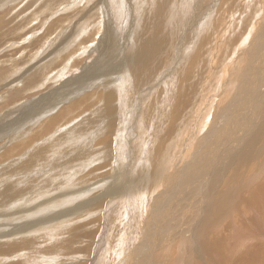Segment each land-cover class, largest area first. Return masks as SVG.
Segmentation results:
<instances>
[{"label":"rangeland","instance_id":"374dc122","mask_svg":"<svg viewBox=\"0 0 264 264\" xmlns=\"http://www.w3.org/2000/svg\"><path fill=\"white\" fill-rule=\"evenodd\" d=\"M214 1H216V3H214ZM181 2H183V0H151V2L148 0H0V204L2 205H0V239L2 241L0 242V254L3 253L0 255V264H17V261L18 264H27L28 261L26 257L22 256L29 255H34V258H38V261H41L37 262V264H143V262L144 264H181L184 260H196L193 259V256L196 257L197 245L200 243L199 238L203 232L205 233L207 231L206 233H210L211 237L212 232L217 231L216 233H218V228H223L224 224L228 222H234L231 228L232 231L230 232L231 235L229 234L228 239L231 242H234V240L235 242L237 241V244L242 248L240 253L234 256L235 258L233 257L231 259V262H234V259H236L234 263L240 261L242 257L239 255L242 254V251L244 255L248 253L250 247H257L259 249L258 245L264 246V240L260 239L259 236L252 232L254 231L252 229L256 228V226L254 227L253 221L250 223L252 209H245V204L241 206V209H238L239 204L233 202L237 196H233L232 199V194H230V192L227 193L226 196H222L218 201L219 205L221 206L225 200L224 204L226 206L223 204L221 206L222 209L227 207L228 203L230 206H228V210H230V208L231 210L233 209L232 211L235 210L234 208L237 210L234 211L235 213L230 212L226 221L220 224L217 229H213V227L210 228L214 220L216 221L218 219L220 221L222 218V209L219 210V206H217L219 212L216 211L217 203L215 202L217 199L214 198V192L217 193L221 186L207 180L202 181L201 179L206 176L208 170H210V174L213 175L216 171L214 169L219 167L220 164L215 166L209 164V166H207L205 160L203 162L201 161V157L204 156L203 151H209L207 147L202 148L196 158L192 160H190L191 157L189 156L194 153L193 150H189L190 152L184 151L186 149L184 141L190 138L191 134L192 136H196L193 142L200 147V144H205L207 138L214 131L215 134H219L216 141L227 145L228 149L222 154L221 147H219L220 152L209 151V155L212 152L215 155H219L222 158L220 163H224L228 160V157L234 158V154L241 152L231 150L228 153L232 143L228 125L230 121H234L236 133L239 135L237 143L242 145L252 141L256 150L260 151V160H263L264 151L260 148L262 146V148H264V136L253 139L252 132H250V124H255L256 117L254 116L257 115L256 113L259 115V120L262 118H260V115L263 116L264 120V91L256 94V91L252 92V88L245 89L244 87L241 90L247 94V100L245 98L243 101L244 105L250 104L249 106L253 107H251L248 114H245L246 116H243L245 117L243 119L235 114V110L237 113H240L239 107L236 106L235 103H227V99L229 100L232 98L236 87L243 83L242 81L244 79H239L242 77L241 75H243L241 71H243L245 67H248L247 70L249 72L254 67L255 62H257L258 55L255 56L252 55V53L255 54L254 51L257 49L256 42L259 40L258 37H260V33H262L263 28L261 27L264 26V0H233L232 2L231 0H227V4L225 0H190L188 1L190 4H188V9L184 6L186 10V12H184L185 16L182 12V14L180 13L179 5ZM140 4L143 6H139ZM117 5L118 7H116ZM213 7H215L211 13L213 17L210 15L213 19L210 17L208 18L205 15L208 9ZM221 7L224 9L223 11H221ZM198 8L202 14L200 16H203L202 20L206 22L205 24L201 25L199 14H196L198 15L197 17H195L196 15L194 16ZM213 14H217V16ZM259 15H261V18ZM154 16L155 18L156 16L159 17V20H156ZM216 18L221 20H217ZM215 19L216 21H214ZM139 20H143L144 23L147 24V33L144 37L143 34H141V37L147 39L151 31L156 27L154 30L158 33L159 40L161 39L164 41V39H167L172 54L169 53L168 57L167 55H164L165 57H157L156 61L152 63V67L155 70L153 78L151 77L147 80L144 78L142 81L134 84L136 86L127 84L124 80H120L117 83V78L126 74L124 69L128 68V57L134 37L137 36L136 31H139L140 28V31H142L141 33L144 32L140 25L137 29ZM179 21L180 24H177ZM217 21L219 23H217ZM134 26L135 28H133ZM150 27L153 29H149ZM174 31L175 33H172ZM194 31L196 33L199 32V35H195ZM190 33H193L195 36ZM254 34L256 36H254ZM208 37L209 40H207ZM197 42H199L198 45H194ZM227 42H229L228 46L226 44ZM245 45L246 47L244 48ZM159 46H162L161 41ZM159 46L156 50L160 48ZM240 46L243 47L241 48ZM253 46L254 48H252ZM199 47H201V49H198ZM127 52H129V54ZM186 56L188 57L186 58ZM262 56H264V50L260 54V57ZM252 59V67L249 68L247 62ZM157 60H159V62ZM145 64L148 67L150 62ZM176 64L179 65V68ZM189 67H191L190 69L193 71L194 77L188 80L191 83L188 82L186 86L183 87V84L180 82L182 78L184 79L183 73L189 70ZM258 68L263 67H257L254 71L257 72L256 70H258ZM176 69L178 70L175 73ZM249 75L248 73V78ZM226 78L231 82L227 86V93L225 92L226 88L223 89L225 84H227ZM177 80L178 82L175 83ZM208 81H210V83L206 84ZM262 81L264 82V79H262ZM103 82L108 83V87L111 88V92L115 96L116 104L108 105L114 107L112 108L114 111H111L112 113L110 114V121L113 124V128L108 134L106 132H104V134H98L97 136L101 137L97 139L96 132L98 133L108 122L106 119L107 114H104V112L108 111L104 110V106L101 105L104 99V87L101 85ZM113 84L115 86H113ZM158 86H160L161 89ZM220 87L222 90H220ZM262 87L260 88L261 90L264 88ZM154 88L160 89V92H157V95L155 94L157 99L154 98V94L151 91L152 94L150 93L149 95L150 97L152 95V97H147V99L150 98V100H147V103L145 94L148 92L146 91H150V89L152 90ZM181 90L183 93H181ZM180 95L184 96L181 97ZM252 96L253 98H251ZM163 98H167L166 101ZM180 98L182 100H180ZM254 99L258 100L257 104ZM171 100L175 102L177 100L180 101V105H178V102H176L177 104L174 103V108L178 106L181 107L179 108L180 110L185 108V110H182L180 113L181 117L179 116L180 114H177L175 121L172 119L173 113L171 111L167 112V106L170 104ZM160 102L164 103L162 104L163 106L159 104ZM145 105H150V109L146 114L148 116L145 115L142 117L143 115L140 114L143 113ZM224 105H226L228 111L225 113V110H223L220 113L221 119L218 122H221L222 125L218 124V122L216 124L211 123V118L215 113L214 111ZM257 106L261 109L260 112H257ZM158 107L159 109L161 108V113H159V115L156 113L153 120L155 126H158L151 128L149 126V122L151 121L149 120H152L153 112H155ZM165 107L166 109H164ZM99 110L101 114L97 112ZM173 110L174 109H172V111ZM198 112L200 121L198 119L199 116H197ZM97 114L101 116V118L105 116L103 117L104 120L103 118H99ZM194 114H196V116ZM139 116L142 118L139 119ZM168 117L172 119L174 124H172V121L171 123L168 122V125L171 124L173 126H170L171 130L166 134L167 132L165 133L164 125ZM228 119H230L229 122ZM196 121L199 123L194 124ZM75 122L81 124L80 127L78 125L76 129H82V131L79 132L75 130L74 136L77 135V132L81 135L84 134L83 136H85L84 138L87 140V144H90V146L88 144V150H91V148L93 150H99L103 144L109 145L104 147V150L100 153V155H103L101 159L98 154H94V156L91 152L89 155L92 157L88 155L91 159L87 157L89 161H86L88 166H78L77 168L76 164L74 168H72V163L81 155L80 151H76L80 148L77 147L75 150L77 155L74 156V152L73 157L68 158H71V161L68 160L70 161L68 162V164H70V167H68V169H70L69 171L65 169V164L61 161V157L56 161L49 160L52 163L43 161L46 163H44L45 166L43 163H41V166H38L35 162H33L35 165L25 162L24 158H28L29 155L33 154L30 151H32L35 146L41 145L42 147L48 145L46 143L47 140L63 136L60 134L63 133L62 131L66 126L69 124L73 125ZM84 123H86L87 126ZM209 124L211 128L207 129V125ZM71 125L65 129L67 132H70ZM146 125L147 130H144ZM162 127L163 129H161ZM260 128L262 129L258 131L261 130V132L264 133V122L263 126L262 124L260 125ZM54 135L55 137H53ZM112 135H114L115 138ZM108 136L109 139L106 138ZM101 139L103 142L99 144L100 146L94 147L95 143L92 142L100 141ZM198 140L202 141V143H199ZM104 141H108L109 144H106L108 142L105 143ZM41 142L43 144H41ZM155 143L157 146L161 144L160 146L163 152L161 151L162 156L160 155L154 158L155 160L153 161V158H148L147 152L149 153L153 147L157 148ZM85 145L86 144H83L81 146L82 150ZM48 150L49 148H44L42 150L43 153H40L38 157L41 158L44 156L45 158ZM59 155L61 156L60 153ZM92 158H96V163H94ZM28 160H30V158H28ZM16 161H18V163ZM47 163L50 165V172L48 171L49 168H47ZM106 163L108 167L105 166ZM176 163L178 164L176 165ZM17 164L18 167L20 166L21 168H18ZM62 164L64 167H62ZM258 164L255 165L256 168L261 167V165L258 166ZM21 165H25L26 167ZM179 165H182L180 169H178ZM34 166L40 172L43 170V172L46 171L51 174H53L55 171L54 169L57 168H63L65 170H60L58 174L50 175L52 178L60 175L59 181L53 178L55 180L54 183L53 181L49 185L41 183L39 187H37L38 178L34 174H31L33 175L32 178H27V174L29 172L32 173L35 169ZM22 168L23 170H21ZM94 169L98 170L93 171ZM171 169L174 173L173 175L179 174L181 178L174 179L170 171ZM26 170L30 171L27 172ZM24 172H27V174L25 175ZM71 172L79 173L78 178L71 179V184L70 182L66 183V180L63 181V173L65 174L64 177H69ZM16 173H20L19 178H16ZM83 173L86 179L84 176L80 178ZM92 174L95 178H93ZM223 174L222 172L221 175ZM15 178L16 181L19 179V182H15ZM161 179H163V182ZM193 180L196 181L191 186L190 183ZM101 181L105 182L103 183L104 185L101 184ZM201 181L205 182L202 186ZM36 182L37 184H35ZM88 183L90 184L89 186L87 185ZM223 183L225 184V181ZM77 185L81 186L77 187ZM61 186H63L62 189ZM94 186L97 187L95 188ZM46 187H50V189L47 190ZM200 187H204V190L199 196L200 192L197 191ZM83 189L84 192H82ZM106 189L114 190L116 194H112L109 196L110 198H104L103 193H105L104 191ZM246 193L248 194V191H246ZM99 194L103 195V198L96 200L95 197ZM184 194L187 195V197ZM208 198L212 203L209 202L208 204ZM180 199L182 202H195L196 207L194 206V212H186L187 216L186 213H183L179 215L180 218H178L179 216L176 217L174 220L178 221L170 222V228L180 224L181 227H183V225L187 227L186 231H184V233H179L175 238H171L172 242L168 244L170 249L167 248L163 250L162 254L160 247H154V249L150 248V253L152 254L144 255V248L146 247L142 242L144 228L149 226V221L151 226L152 220L150 219L155 217L156 218L153 220H155V222L157 221L155 225L156 229L160 228H158V226L163 227L166 223H164V219L162 220V218L157 216L160 215L159 211L165 212L166 209L172 205L175 207L176 204L181 203ZM203 202H207L209 206H206ZM3 203L7 204L4 205ZM160 203H163V205L160 206ZM182 206L183 205H181V207ZM201 206L204 207L202 211L200 210ZM155 208L157 211H154ZM160 208L161 210L158 211ZM68 210L72 212L71 214L67 213L68 215L65 216ZM184 214L187 218L184 217ZM209 214H211L210 217L212 218L209 217ZM9 215L11 217H9ZM168 216H172L173 218V211L170 213L168 212ZM262 218H264V216ZM148 219L149 221H147ZM63 220H70L71 226L63 225L61 228L64 230H60V226L57 228L55 225ZM145 222L147 224H145ZM244 223L246 224L244 225ZM48 226L50 229H48ZM228 226H230V224ZM243 226L245 228H243ZM162 227L160 231H162ZM242 229L244 230V234L242 233ZM262 229L259 230V233H262L264 230ZM19 230H23L22 233H20L18 237L14 236L17 237V239L13 240L11 243V241H9L11 239L10 234L16 235ZM245 230L250 234H247ZM47 232H49L48 237H46ZM92 233L94 234L93 236L90 235ZM240 233L243 234L245 240H242L239 235ZM41 234H43V236ZM149 236V238H152L151 235ZM29 237L33 238L30 239ZM147 237L148 236H146V238ZM19 243L20 245H18ZM8 247L9 250H7ZM12 250L13 253L17 251L15 256ZM8 253L10 254L8 255ZM179 253L182 254V257L185 256V258L181 259L182 261L177 259ZM122 257H124V259ZM131 257L134 260L130 259ZM18 258L21 259L19 260ZM144 259H146V261ZM201 262L203 263V261H199L197 264H201Z\"/></svg>","mask_w":264,"mask_h":264},{"label":"bare ground","instance_id":"6f19581e","mask_svg":"<svg viewBox=\"0 0 264 264\" xmlns=\"http://www.w3.org/2000/svg\"><path fill=\"white\" fill-rule=\"evenodd\" d=\"M142 1V0H141ZM148 1H150L151 2V0H148ZM162 1V0H161ZM184 1H185V3H184ZM188 1H190V0H188ZM188 1H186V0H183V2H181L180 3V5H179V7H180V13L182 12L183 13V15H184V12H186V10L184 9V6H185V8L186 9H188V7H189V3H188ZM192 1V0H191ZM227 0H225V2H226ZM233 0H231V2H232ZM139 2V1H138ZM155 2V1H154ZM153 2V3H154ZM237 2V1H236ZM117 3H118V1H117ZM129 3V2H128ZM170 3V2H169ZM214 3H216V1H214ZM224 3V2H223ZM222 3V4H223ZM228 2H226V4H227ZM230 3V2H229ZM240 3V2H239ZM114 4V3H113ZM116 4V3H115ZM139 4V3H138ZM143 4V3H142ZM142 4H140L139 6H141ZM189 4V5H188ZM221 4V3H220ZM242 4V3H241ZM245 4H246V2H245ZM144 5V4H143ZM142 5V6H143ZM150 5V4H149ZM156 5V4H155ZM213 5V4H212ZM225 5V4H224ZM137 6V5H136ZM145 6V5H144ZM157 6V5H156ZM248 6V5H247ZM261 6V5H260ZM116 7H118V5L116 6ZM115 7V8H116ZM158 7V6H157ZM172 7V6H171ZM178 7V8H179ZM191 7V6H190ZM223 7H225V6H223ZM127 8V7H126ZM192 8V7H191ZM215 7H213V8H209L208 9V11H207V13H206V15L205 16H207L208 18L210 17V18H212L213 16L211 15V13H212V11H213V9H214ZM160 9V8H159ZM162 9H163V7H162ZM176 9V8H175ZM190 9V8H189ZM196 9V8H195ZM221 11H223L224 9L221 7ZM231 9V8H230ZM242 9V8H241ZM78 10V9H77ZM178 10V9H177ZM256 10V9H255ZM159 11V10H158ZM157 11V12H158ZM233 11V10H232ZM111 12V11H110ZM145 12V11H144ZM172 12V11H171ZM242 12V11H241ZM80 13V12H79ZM162 13V12H161ZM174 13V12H173ZM181 13V14H182ZM253 13V12H252ZM259 13V12H258ZM112 14V13H111ZM188 14V13H187ZM196 14H199V16L200 15H202L201 14V11L199 10V8L196 10V12H195V14H194V16L196 15ZM236 14V13H235ZM234 14V15H235ZM23 15V14H22ZM151 15V14H150ZM172 15V14H171ZM180 15V14H179ZM212 17H211V16ZM213 15H215V14H213ZM228 15V14H227ZM147 16V15H146ZM185 16V15H184ZM198 15H196L195 17H197ZM215 16H217V14L215 15ZM222 16V15H221ZM260 16V18H261V15H259ZM263 16V15H262ZM167 17V16H166ZM219 17V16H218ZM225 17V16H224ZM237 17V16H236ZM255 17V16H254ZM147 18V17H146ZM154 18H155V16H154ZM194 18V17H193ZM234 18V17H233ZM148 19H149V17H148ZM156 20H159V17H157L156 16V18H155ZM203 19V16H200V20L199 21H201V25L202 24H205L206 22H205V20H202ZM213 19V18H212ZM217 19V18H216ZM216 19L214 20V21H216ZM228 19V18H227ZM28 20V19H27ZM155 20V21H156ZM161 20V19H160ZM165 20V19H164ZM186 20V19H185ZM194 20V19H193ZM192 20V21H193ZM217 20H221V19H217ZM224 20V19H223ZM241 20V19H240ZM260 20H262V19H260ZM146 21V20H145ZM173 21V20H172ZM187 21V20H186ZM160 22V21H159ZM174 22V21H173ZM221 22V21H220ZM224 22V21H223ZM228 22V21H227ZM180 24V21L179 22H177V24ZM183 23V22H182ZM181 23V24H182ZM195 23H196V21H195ZM217 23H219L218 21H217ZM235 23V22H234ZM247 23V22H246ZM249 23V22H248ZM260 23V22H259ZM200 24V23H199ZM216 24V23H215ZM137 29H138V27H139V25H140V27H142V30H144V32L143 33H141L142 31H140V28H139V31L137 30L136 32H137V36L136 35H133V36H136V37H134V41H133V43H132V45H131V50H130V54H129V52H127L128 54H129V57H128V68H126V69H124L125 70V73L126 74H123V75H121V76H119L117 79L118 80H116L117 81V83L120 81V80H124L127 84H133L132 86H136V85H134V84H137L139 81H142V79H150L151 77L153 78V73L155 72V70L153 69V67H152V63L154 62V61H156V59H157V57H163L164 55L166 56L167 55V57H168V54L169 53H171V51H170V47H169V43H168V41H167V39H164V41L163 40H159V38H158V33L152 28V27H150L149 29H153L152 31H151V33H150V36L147 38V39H144V38H142L141 37V34H143V37H144V35L147 33L146 31H147V24H145L144 23V21L143 20H139L138 21V23H137ZM184 25V24H183ZM213 25V24H212ZM260 25V24H259ZM262 25V24H261ZM180 26V25H179ZM193 26V25H192ZM256 26H257V24H256ZM181 27V26H180ZM190 27H191V23H190ZM190 27H189V29H190ZM194 27V26H193ZM192 27V28H193ZM215 27V26H214ZM217 27V26H216ZM226 27V26H225ZM133 28H135V26L133 27ZM261 28H263V30H262V33H260V34H258V35H260V37H258L259 38V40H257V49L255 50V49H253V50H255L254 51V53L255 54H253L252 53V55H258V57H257V62H255V65H254V67L248 72V70H247V68L245 67L244 69H243V71H241V72H243V75H241L242 77L241 78H239V79H241L242 80V78L244 79L241 83V85H238L237 87H236V90L233 92L234 94H233V96H232V98H230L229 100L227 99V103H230V104H232V103H235L236 104V106H238L239 107V112L240 113H237V111L235 110V114L236 115H238L239 117H241L242 119L243 118H245V117H243L245 114H248L249 112H250V109H251V107L249 106V105H244V103H243V101H244V99L246 98V93L244 92V91H241L244 87H245V89L247 88V89H251L252 88V92H255L256 91V94L257 93H260V92H262V91H264V82L262 81V79H264V56H262V57H260V54H261V52L264 50V26H262ZM148 29V30H149ZM180 29V28H179ZM194 29H196V28H194ZM213 29H215V28H213ZM199 30H200V28H199ZM198 30V31H199ZM229 31V30H228ZM235 31V30H234ZM195 32V31H194ZM193 32V33H194ZM254 32V31H253ZM258 32H259V30H258ZM172 33H175V31L174 32H172ZM193 33H190V34H193ZM199 33V32H198ZM198 33H194L195 35L197 34V36L199 35ZM203 33V32H202ZM205 33V32H204ZM206 33H207V30H206ZM227 33V32H226ZM230 33H232V32H230ZM15 34V33H14ZM193 34V35H194ZM215 34V33H214ZM234 34V33H233ZM194 35V36H195ZM201 35V34H200ZM231 35V34H230ZM132 36V37H133ZM181 36V35H180ZM254 36H256L255 34H254ZM18 37V36H17ZM227 37V36H226ZM241 37V36H240ZM245 37V36H244ZM200 38V37H199ZM203 38V37H202ZM214 38V37H213ZM256 38V37H255ZM2 39V38H1ZM182 39V38H181ZM207 40H209V37H208V39ZM230 40V39H229ZM251 40V39H250ZM160 41H161V43H162V46L160 47L159 46V44H160ZM238 41V40H237ZM247 41H248V39H247ZM196 42V41H195ZM224 42V41H223ZM250 42V41H249ZM248 42V43H249ZM255 42V41H254ZM123 43V42H122ZM193 43V42H192ZM198 43L199 42H197V43H195L194 45H198ZM215 43V42H214ZM228 43L229 42H227L226 44H227V46H228ZM247 43V44H248ZM225 44V45H226ZM243 44H245V43H243ZM242 44V45H243ZM193 45V46H194ZM223 45V44H222ZM250 45V44H249ZM254 45V44H253ZM160 47L158 50H156V48L157 47ZM252 46V45H251ZM72 47V46H71ZM175 47V46H174ZM188 47V46H187ZM216 47V46H215ZM220 47V46H219ZM219 47H217V48H219ZM224 47V46H223ZM223 47H222V49H223ZM226 47V46H225ZM241 47V46H240ZM243 47V46H242ZM241 47V48H242ZM246 47V45L244 46V48ZM248 47V46H247ZM255 47H256V45H255ZM101 48V47H100ZM172 48V47H171ZM240 48V49H241ZM249 48H250V46H249ZM252 48H254V46L252 47ZM251 48V49H252ZM49 49V48H48ZM70 49V48H69ZM189 49H190V46H189ZM198 49H201V47H199ZM216 49V48H215ZM239 49V48H238ZM128 50H129V48H128ZM152 50V51H151ZM186 50V49H185ZM210 50V49H209ZM213 50V49H212ZM211 50V51H212ZM218 50V49H217ZM225 50V49H224ZM244 50V49H243ZM242 50V51H243ZM246 50V49H245ZM250 50V49H249ZM252 50V51H253ZM52 51V50H51ZM127 51V50H126ZM174 51V50H173ZM172 51V52H173ZM192 51H194V50H192ZM241 51V52H242ZM251 51V52H252ZM53 52V51H52ZM123 52V51H122ZM214 52H215V50H214ZM188 53V52H187ZM239 53V52H238ZM245 53V52H244ZM243 53V54H244ZM248 53H250V52H248ZM104 54V53H103ZM172 54V53H171ZM184 54V53H183ZM208 54H210V53H208ZM42 55V54H41ZM44 55V54H43ZM56 55V54H55ZM185 55V54H184ZM183 55V56H184ZM211 55V54H210ZM233 55V54H232ZM242 55V54H241ZM164 56V57H165ZM191 56H193V55H191ZM248 56V55H247ZM246 56V57H247ZM251 56V55H250ZM188 56H186V58H187ZM244 57H245V55H244ZM249 57V56H248ZM252 57V56H251ZM106 58V57H105ZM104 58V59H105ZM243 58V57H242ZM164 59H166V58H164ZM179 59H181V58H179ZM189 59V58H188ZM236 59V58H235ZM234 59V60H235ZM18 60V59H17ZM106 60V59H105ZM229 60V59H228ZM248 60V59H247ZM49 61V60H48ZM158 62H159V60H157ZM166 61V60H165ZM168 61V60H167ZM180 61V60H179ZM188 61V60H187ZM41 62V61H40ZM105 62V61H104ZM148 62H150V64H149V66L147 67V65L145 64V63H148ZM157 62V63H158ZM189 62V61H188ZM209 62H210V59H209ZM224 62V61H223ZM221 63V62H220ZM253 63V59L252 60H250L249 62H247V66H249V68L250 67H252L251 66V64ZM127 64V63H126ZM237 64V63H236ZM245 64H246V62H245ZM244 64V65H245ZM249 64V65H248ZM40 65V64H39ZM176 65H178V64H176ZM191 65V64H190ZM189 65V66H190ZM224 65V64H223ZM45 66V65H44ZM257 67H263V68H258V70H256L257 72H255L254 71V69L255 68H257ZM119 68V67H118ZM175 68H177V67H175ZM178 68H179V65H178ZM191 67H189V70H184L185 72L183 73V77H184V79L182 78V80H181V82L180 83H182L183 84V87L184 86H186V84L189 82L188 80H190V79H192L191 77H194V74H193V71L190 69ZM224 69V68H223ZM178 69H176L175 70V73H176V71H177ZM230 70V69H229ZM181 71V70H180ZM195 71V70H194ZM59 72V71H58ZM112 72V71H111ZM164 72V71H163ZM179 72V71H178ZM183 72V71H182ZM181 72V73H182ZM213 72V71H212ZM225 72V71H224ZM232 72V71H231ZM230 72V73H231ZM174 73V74H175ZM226 73V72H225ZM229 73V72H228ZM248 73L250 74L249 75V78H248ZM242 74V73H241ZM109 75V74H108ZM116 75H118V74H116ZM115 76V75H114ZM177 76H178V74H177ZM180 76V75H179ZM230 76V75H229ZM97 77H99V76H97ZM176 77V76H175ZM182 77V76H181ZM213 77V76H212ZM224 77V76H223ZM165 78V77H164ZM248 78V79H247ZM5 79V78H4ZM98 79V78H97ZM112 79V78H111ZM163 79V78H162ZM175 79V78H174ZM177 79V78H176ZM178 79H179V77H178ZM165 80V79H164ZM171 80V79H170ZM169 80V81H170ZM184 80V81H183ZM168 81V80H167ZM172 81H174V80H172ZM215 81V80H214ZM14 82V81H13ZM12 82V83H13ZM18 82V81H17ZM46 82V81H45ZM176 82H178V80L177 81H175V83ZM189 83H191V82H189ZM210 83V81H208V83H206V84H209ZM226 83L227 84H225V87L223 88V89H225V92L227 93V89H228V84L229 83H231L230 82V80L229 79H227L226 78ZM253 83H254V85H253ZM2 84V83H1ZM213 84V83H212ZM236 84H237V82H236ZM240 84V83H239ZM248 84V85H247ZM101 85H102V87H104L103 89H104V99H103V102H102V104L101 105H103L104 106V110H106V111H108V112H104V114H107V120H108V122H107V125L106 126H104V128H102L101 130H99V132L97 133L96 132V138L98 139V138H100L101 136H97L98 134H104V132H106L107 134L108 133H110V131H111V129L113 128V124H112V122L110 121V119H111V117H110V114L112 113L111 111H114V109H112V108H114V107H111V106H108V105H115L116 103H115V96H114V94H112V90H111V88H109L108 87V83H101ZM146 85V84H145ZM247 85V86H246ZM253 85V86H252ZM110 86V85H109ZM112 86V85H111ZM113 86H115L114 84H113ZM130 86V85H129ZM174 86H175V84H174ZM181 86V85H180ZM208 86V85H207ZM263 86V87H262ZM8 87V86H7ZM159 88H160V86H158ZM166 87V86H165ZM257 87H258V89H257ZM263 88L262 90L260 89V88ZM109 88V89H108ZM159 88H154V89H150V91H146V92H148L147 94H145L146 96H145V98H146V102H147V100L149 99L150 100V98L152 97V95H151V97H150V93H151V91H152V93L154 94L153 96H154V98H156L157 96V92H160V89ZM170 88H171V86H170ZM174 88V87H173ZM205 88V87H204ZM207 88V87H206ZM209 88V87H208ZM142 89V88H141ZM144 89V88H143ZM166 89V88H165ZM244 89V90H245ZM174 90V89H173ZM220 90H222V88L220 87ZM220 90H218V91H220ZM10 91H11V89H10ZM250 91V90H249ZM164 92H165V90H164ZM151 93V94H152ZM174 93V92H173ZM181 93H183V91L181 90ZM240 93V94H239ZM116 94V93H115ZM156 94V95H155ZM149 95V96H148ZM158 95H159V93H158ZM163 95V94H162ZM170 95H171V93H170ZM179 95V94H178ZM252 95V94H251ZM254 95V94H253ZM100 96V95H99ZM156 96V97H155ZM161 96V95H160ZM181 96V95H180ZM184 95H182L181 97H183ZM102 97V96H101ZM144 97V96H143ZM147 97H150V98H148L147 99ZM154 98H152V99H154ZM171 98V97H170ZM250 98V97H249ZM251 98H253V96L251 97ZM152 99H151V101H152ZM157 99V98H156ZM163 99H165V98H163ZM167 99V98H166ZM166 99H165V101H166ZM184 99V98H183ZM160 100V99H159ZM162 100V99H161ZM180 100H182L181 98H180ZM246 100H247V98H246ZM250 100V99H249ZM255 101H256V104H257V99H254ZM156 101V100H155ZM154 101V102H155ZM78 102V101H77ZM145 102V103H146ZM153 102V101H152ZM159 102V101H158ZM158 102H157V104H158ZM163 102H164V100H163ZM176 102H178V105H180V101H176ZM174 100H171L170 101V104H169V102H168V106H167V112H169V111H171L172 113H173V115H172V119H173V121H175L176 120V117H177V114H180L181 113V111L183 110H185V108H182V110H180L179 108H181V107H175L174 108V105L175 104H177ZM247 102H249V101H247ZM254 102V101H253ZM148 103V102H147ZM146 103V104H147ZM165 103V102H164ZM164 103H159L160 105H162V104H164ZM167 103V102H166ZM175 103V104H174ZM250 103V102H249ZM252 103V102H251ZM156 104V103H155ZM248 104V103H247ZM253 104V103H252ZM79 105V104H78ZM195 105V104H194ZM259 105V104H258ZM151 106H152V104H151ZM163 106V105H162ZM186 106V105H185ZM256 106V105H255ZM182 107H184V106H182ZM253 108V107H252ZM96 109V108H95ZM149 109H150V105H145V109H143L144 111H143V113H141L140 115H143L142 117H144L146 114H147V112L149 111ZM161 109V108H160ZM160 109H159V107L155 110V112H153V116H152V120L150 119L149 121H151V122H149V126L152 128V127H154L155 126V123L153 122V120H154V117H155V114L157 113L158 115H159V113H161V111H160ZM164 109H166V107L164 108ZM172 109H174L173 111H172ZM216 109V108H215ZM256 109H257V112H260L261 111V109L260 108H258V106L256 107ZM1 110V109H0ZM121 110V109H120ZM194 110H196V109H194ZM193 110V111H194ZM223 110H225V113L228 111V109H226V105H224L223 107L222 106H220V108L218 109V110H216V111H214L215 113H214V115H213V117L211 118V123H217L220 119H221V116H220V113L223 111ZM152 111V110H151ZM166 111V110H165ZM98 113H100V110L99 111H97ZM102 112V111H101ZM142 112V111H141ZM194 112H197V111H194ZM121 113V112H120ZM151 113V112H150ZM224 113V114H225ZM251 113H252V111H251ZM101 114V113H100ZM103 114V113H102ZM191 114V113H190ZM189 114V115H190ZM257 115H255L254 117H256V122H255V124L254 125H251L250 124V132H252V135H253V139L254 138H258L259 136H264V133H262L261 132V130L260 131H258L259 129H262V128H260V125L262 124V126H263V122H264V120H263V116H261L260 115V118H261V120H259V115H258V113H256ZM94 115V114H93ZM96 115V114H95ZM98 115V114H97ZM186 115V114H185ZM195 116H196V114H194ZM264 115V114H263ZM146 116H148V115H146ZM180 117H181V114L179 115ZM178 116V117H179ZM193 116V115H192ZM197 116H199V112L197 113ZM246 116V115H245ZM98 117L99 118H101V116H99L98 115ZM103 117H105V116H103ZM102 117V118H103ZM141 116H139L138 118L140 119V118H142ZM180 117H179V119H180ZM191 117V116H190ZM83 118V117H82ZM85 118V117H84ZM87 118V117H86ZM101 118V119H102ZM159 118V117H158ZM165 118L167 119V117L165 116ZM164 118V119H165ZM171 118V117H170ZM192 118V117H191ZM190 118V119H191ZM100 119V120H101ZM172 119H169V117H168V120L166 121V124L164 125V129H165V133L166 134H168V132L171 130V127L173 126V125H168V122H170L171 123V121H172ZM178 119V118H177ZM187 120H189L188 118H186ZM196 119V118H195ZM199 121H200V116H199ZM197 119V120H198ZM37 120V119H36ZM85 120V119H84ZM103 120H104V118H103ZM148 120V119H147ZM258 120V121H257ZM18 121V120H17ZM88 121V120H87ZM146 121V120H145ZM144 121V122H145ZM173 121H172V124H174L173 123ZM178 121V120H177ZM192 121V120H191ZM230 121V119H228V122ZM78 122H80V121H78ZM78 122H75V123H73V125H71V124H69V125H67L66 126V128L67 127H69L70 125H71V129H70V132H67V130H63L62 132V134H60V135H63V136H61V137H58V138H55V139H51V140H45L46 141V143L48 144V145H45V146H42L41 147V145L40 146H35V148L34 149H32V151H30V152H32L31 154L32 155H29L28 156V158H30V160H28V158H26L25 156H23V157H25L24 159H25V162H28V163H32V164H34L33 162H35L36 163V165L38 164V166H41V163H45V162H43V161H48V162H51V161H56V160H59V158L61 157V161L65 164V169L67 170L68 169V167H70L69 165L70 164H68V162H70L71 160V158L73 157V155H74V152H75V155L74 156H76L77 154H76V151H80V157L79 158H76V160L72 163V165L71 166H73L72 168H74V165H76L77 164V168H78V166L80 167V166H82V167H85V165H87L86 164V161L88 160L89 161V159H87V157H89L90 155H89V153H93V155L94 154H98V156L100 157V159H101V156H103V155H100V153H102V151L104 150V147H106V146H109V145H105V144H103V146H101V149H92L91 148V150L89 149L88 150V144H87V140H85V136H83L84 134H80L79 132H81L82 131V129L81 130H77L76 128H77V126L79 125V127H80V125L81 124H79ZM83 122H85V121H83ZM104 122V121H103ZM189 122V121H188ZM36 123V122H35ZM82 123V122H81ZM90 123V122H89ZM194 123V122H193ZM199 122L198 121H196L194 124H198ZM252 123V122H251ZM84 124H86V123H84ZM87 124H88V122H87ZM87 124H86V126H87ZM157 124V123H156ZM218 124H220V125H222L221 124V122H218ZM76 125V126H75ZM83 125V124H82ZM137 125V124H136ZM101 126H102V124H101ZM156 126H158V125H156ZM155 126V127H156ZM171 126V127H170ZM81 127H83V126H81ZM97 127V126H96ZM146 128L144 129V130H147V125L145 126ZM85 128H87V127H85ZM174 128V127H173ZM211 128V126H210V124L209 125H207V129H210ZM94 129V128H93ZM98 129V128H97ZM155 129V128H154ZM161 129H163V127L161 128ZM79 131V132H77V135H75L74 136V131ZM228 130H229V132H230V135H231V139H232V143H231V145H230V150L228 151V153L231 151V150H233V151H237V152H239V151H241L240 153H238V154H234V158H232V157H228V160H226L224 163H220L221 161H222V158L219 156V155H215V154H213V152H220L219 151V147H221V153L223 154L224 153V151L225 150H227L228 149V146L227 145H225V144H223V143H221V142H218V141H216L217 139H218V137H219V134H215V132L213 131L211 134H210V136L207 138V140H206V142H205V144H200V147H199V145H196L194 142H193V140H195L196 139V136H192V134H191V136H190V138H188L187 140H185L184 142H185V147H186V149L184 150L185 152H187V151H189V150H193V154L191 155V156H189V157H191V159L190 160H192V159H195L196 158V156L199 154V152H200V150L202 149V148H204V147H207L208 148V150L209 151H213L210 155H209V151H207V150H205V151H203V153H204V156H202L201 158H202V162L205 160L206 162H207V166H209V164L210 165H213V166H215V165H217V164H220L219 165V167H217L216 169H214V170H216L215 172H214V174L213 175H211L210 174V170H208L207 171V174H206V176H204L201 180L202 181H209V182H211V183H214V184H218L219 186H221V187H219V191L216 193V192H214V198H216L217 199V201L215 202V203H217L216 204V211H218L217 210V206H219V210L220 209H222V205L224 204V201H223V203H222V205L220 206L219 205V200L222 198V196H226V194L227 193H229L230 192V194H232L231 196H232V199H233V196L235 197V196H237V198H235V201H233V202H235V203H237V204H239V206H238V209H241V206L243 205V204H245V209H247V208H250V209H252V213H251V221H250V223L253 221L254 223V227L256 226V228H251L252 230H254V231H252L253 233H255L257 236H259L260 237V239H262V240H264L263 238H264V218H262L263 216H264V158H263V160L261 159L260 160V151L259 150H256V148L254 147V145H253V143H252V141L251 142H249V143H247V144H242V145H239L238 143H237V140H238V138H239V135L236 133V130H235V124H234V121H230V123H229V125H228ZM69 131V130H68ZM85 131H88V130H85ZM96 131V130H95ZM258 131V132H257ZM84 132V131H83ZM89 132V131H88ZM91 132V131H90ZM93 132V131H92ZM260 132V133H259ZM58 133V132H57ZM79 133V134H78ZM191 133H193V132H191ZM259 133V134H258ZM58 134V135H59ZM115 134V133H114ZM120 135V134H119ZM183 135V134H182ZM95 136V135H94ZM105 136V135H104ZM112 136H114V135H112ZM161 136H162V134H161ZM164 136V135H163ZM53 137H55V135L53 136ZM120 137V136H119ZM184 137V136H183ZM71 138H73V139H71ZM106 138H108L109 139V136L108 137H106ZM114 138H115V136H114ZM164 138V137H163ZM57 139V140H56ZM88 139V138H87ZM91 139H92V137H91ZM91 139H90V142H91ZM103 139V138H102ZM102 139L99 141H94V142H92V143H95L94 144V147H98V146H100L99 144L100 143H102L103 141H102ZM167 139V138H166ZM162 140V139H161ZM110 141V140H109ZM199 141V140H198ZM89 142V141H88ZM105 143L106 142H108V141H104ZM162 142V141H161ZM160 142V143H161ZM165 143H167V142H165ZM199 143H202V141H199ZM41 144H43L42 142H41ZM83 144H86L85 145V147L83 148V150H82V148H81V146L83 145ZM106 144H109V142L108 143H106ZM156 144V143H155ZM22 145V144H21ZM39 145V144H38ZM80 145V146H79ZM161 145V144H160ZM159 144H158V146H157V144H156V146H157V148L156 147H153L151 150H150V152L148 153L147 152V154H148V158L150 159V157L151 158H153V161L155 160L154 158H156V157H159L160 155L162 156V149H161V146H160ZM163 145H165V144H163ZM89 146H90V144H89ZM92 146V145H91ZM111 146V145H110ZM17 147V146H16ZM77 147H80L78 150H76L77 149ZM163 147V146H162ZM263 147V146H262ZM260 148L261 150L263 149V151H264V148ZM44 148H49V150L47 151V153H46V156H45V158H44V156L43 157H41V158H39L38 157V155L40 154V153H43L42 152V150L44 149ZM155 148H156V150H155ZM18 149V148H17ZM109 149V148H108ZM107 149V150H108ZM167 149V148H166ZM76 150V151H75ZM106 150V151H107ZM162 151V152H161ZM190 152V151H189ZM59 153L61 154V156L59 155ZM78 153V152H77ZM106 153V152H105ZM227 153V154H228ZM195 154V155H194ZM263 154V153H262ZM4 155V154H3ZM26 155V154H25ZM49 155V156H48ZM89 155V156H88ZM33 156V157H32ZM95 156V155H94ZM258 156V157H257ZM69 157H71L70 159H68ZM90 157H92V156H90ZM89 157V158H90ZM207 157V158H206ZM19 158V157H18ZM98 158V157H97ZM257 158V159H256ZM91 159V158H90ZM93 159V158H92ZM49 160H51V161H49ZM68 160H70V161H68ZM94 160V163H96L95 162V160H96V158L95 159H93ZM92 160V161H93ZM103 160V159H102ZM98 161H99V159H98ZM97 161V162H98ZM152 161V162H153ZM258 161V162H257ZM2 162V161H1ZM17 163H18V161H16ZM157 162V161H156ZM52 163V162H51ZM50 163V164H51ZM59 163H60V161H59ZM90 163H91V161H90ZM258 164V166L259 165H261V167L260 168H256L255 167V165L256 164ZM9 164V163H8ZM46 164V163H45ZM45 164H44V166H45ZM178 163H176V165H177ZM254 164V165H253ZM35 165V164H34ZM91 165H92V163H91ZM90 165V166H91ZM105 165V164H104ZM21 166H25V165H21ZM31 166V165H30ZM37 166V167H38ZM88 166V165H87ZM103 166V165H102ZM106 167H108L107 166V163H106V165H105ZM201 166V165H200ZM199 166V167H200ZM253 166V167H252ZM17 167H18V164H17ZM20 167V166H19ZM18 167V168H19ZM26 167V166H25ZM35 167V166H34ZM33 167V168H34ZM62 167H64L63 166V164H62ZM61 167V168H62ZM75 167V168H76ZM143 167V166H142ZM182 167V165H179V167H178V169H180ZM223 167H225V168H223ZM255 167V168H254ZM21 168V167H20ZM24 168V167H23ZM23 168L21 169V170H23ZM46 168V167H45ZM47 168H49L50 169V165H49V163H47ZM46 168V169H47ZM95 168V167H94ZM105 168V167H104ZM125 168V167H124ZM141 168V167H140ZM174 168V167H173ZM172 168V169H173ZM208 168V167H207ZM17 169V168H16ZM27 169V168H26ZM42 169V168H41ZM40 169V170H41ZM48 169V171L50 172L51 171V169L49 170ZM53 169V168H52ZM65 169H54L55 171H54V175L55 174H58V172L60 171V170H65ZM96 169V168H95ZM93 170V171H97V170ZM107 169V168H106ZM172 169L170 170L171 171V174L173 175L174 173L172 172ZM70 169H68L67 171H69ZM102 170V169H101ZM11 171V170H10ZM27 172L28 171H30V170H26ZM77 171V170H76ZM16 172V171H15ZM14 172V173H15ZM18 172V171H17ZM27 172L25 173V175L27 174ZM32 172V171H31ZM90 172H92V171H90ZM224 173L223 175H221V173ZM13 173V174H14ZM23 173V172H22ZM84 173H87V172H84ZM84 173H83V175H82V177L80 176V178H83V176H84ZM17 175H16V178H19L20 177V173H16ZM31 174H34L37 178H38V186L37 187H39V185L41 184V183H44L45 185H49L52 181H53V183L55 182V178L56 179H58V181L60 180V175L58 176L57 175V177H51L50 175H53V174H51V173H48V172H46V171H44L43 172V170L40 172V171H38V169H36V167H35V169L33 170V172L32 173H28L27 174V178H32L33 177V175H31ZM78 174L79 173H72L71 172V174L69 175V177L67 176V177H64L65 176V174L63 173V181L64 180H66L67 182L66 183H68V182H70V180L71 179H73V178H78ZM82 174V173H81ZM89 174V173H88ZM98 174V173H97ZM96 174V175H97ZM9 175V174H8ZM94 175H95V173H94ZM94 175L92 174V176H93V178H95L94 177ZM248 177H247V176ZM77 176V177H76ZM23 177H24V175H23ZM174 179H180L181 177H180V175L179 174H176V175H173L172 176ZM16 178H15V182H19V179H17V181H16ZM35 178V177H34ZM84 178L86 179V177L84 176ZM89 178V177H88ZM88 178H87V180H88ZM91 178V177H90ZM166 178V177H165ZM224 179V180H223ZM33 180H37V179H33ZM79 180V179H78ZM77 180V181H78ZM95 180V179H94ZM169 180V179H168ZM171 180V179H170ZM31 181V180H30ZM62 181V182H63ZM76 181V180H75ZM81 181V180H80ZM86 181V180H85ZM90 181V180H89ZM161 181L163 182V179H161ZM172 181H173V179H172ZM196 180H193L191 183H190V185L192 186V184L195 182ZM201 181V186H202V184H204L205 182H202ZM225 181V184L223 183ZM32 182V181H31ZM35 182V181H34ZM37 182L35 183V184H37ZM57 182V181H56ZM168 182H171V181H168ZM178 182V181H177ZM91 183V182H90ZM103 183H105V182H102L101 181V184L102 185H104ZM208 183V182H207ZM14 184V183H13ZM70 184H71V182H70ZM72 184H73V182H72ZM94 184V183H93ZM167 184H169V183H167ZM58 185V184H57ZM88 186L90 185L89 183L87 184ZM107 185V184H106ZM177 185V184H176ZM179 185V184H178ZM215 185V186H216ZM15 186V185H14ZM28 186V185H27ZM79 185H77V187H78ZM81 186V185H80ZM79 186V187H80ZM131 186V185H130ZM163 186V185H162ZM171 186H172V184H171ZM4 187V186H3ZM62 187L63 186H61V189H62ZM69 187V186H68ZM95 187V186H94ZM97 187V186H96ZM95 187V188H96ZM181 187H183V186H181ZM184 187H185V185H184ZM47 188V187H46ZM46 188H45V190H46ZM85 188V187H84ZM122 188V187H121ZM167 188V187H166ZM218 188V187H217ZM48 189H50V187L49 188H47V190ZM64 189V188H63ZM67 189V188H66ZM130 189V188H129ZM164 189H165V187H164ZM175 189V188H174ZM46 190V191H47ZM179 190V189H178ZM203 190H204V187L202 188V187H200L199 189H198V191L197 192H200V194H199V196L203 193ZM17 191V190H16ZM45 191V192H46ZM51 191H53V190H51ZM78 191V190H77ZM173 191V190H172ZM185 191V190H184ZM207 191V190H206ZM246 191H248V194L246 193ZM49 192V191H48ZM78 192H80V191H78ZM77 192V193H78ZM82 192H84V189H83V191ZM87 192V191H86ZM105 193H103V195H104V198H110L109 196H111L112 194H116V193H114V190L112 191V190H109V189H106L105 191H104ZM174 192V191H173ZM172 192V193H173ZM89 193V192H88ZM125 193V192H124ZM129 193H131V192H129ZM172 193H171V196H172ZM177 193V192H176ZM182 193H183V191H182ZM62 194V193H61ZM67 194V193H66ZM135 194V193H134ZM103 195H96V200L97 199H100V198H103ZM128 195V194H127ZM185 195V194H184ZM183 195V196H184ZM54 196V195H53ZM65 196V195H64ZM83 196V195H82ZM88 196V195H87ZM171 196H170V198H171ZM186 197H187V195H185ZM93 197V196H92ZM130 197V196H129ZM229 197V196H228ZM8 198H10V197H8ZM128 198V197H127ZM179 198V197H178ZM209 198H210V196H209ZM209 198L207 199V201H208V204H209ZM214 198H212V199H214ZM85 199V198H84ZM130 199V198H129ZM166 199V198H165ZM177 199V198H176ZM175 199V200H176ZM230 199V198H229ZM231 199V200H232ZM6 200V199H5ZM71 200V199H70ZM143 200V199H142ZM159 200V199H158ZM174 200V199H173ZM178 200V199H177ZM181 200V199H180ZM184 200V199H183ZM189 200V199H188ZM194 200V199H193ZM227 200H228V198H227ZM231 200H230V202H231ZM110 201V200H109ZM124 201V200H123ZM126 201V200H125ZM172 201V200H171ZM179 201V200H178ZM4 202V201H3ZM57 202V201H56ZM73 202V201H72ZM130 202V201H129ZM173 202V201H172ZM171 202V203H172ZM175 202V201H174ZM191 202H193V201H191ZM227 202V201H226ZM229 202V201H228ZM67 203V202H66ZM125 203V202H124ZM150 203V202H149ZM158 203V202H157ZM180 203V202H179ZM190 202H188V201H183L182 202V200H181V203L180 204H176V206L174 207L173 205L172 206H170L168 209H166V211L165 212H160L159 210H161V208L160 209H158V211H159V213H160V215H157L158 217H160V218H162V220L164 219V223H166L163 227L162 226H158V228L159 229H156V222H155V220H153V219H155V218H151L150 220H152V225L150 226V221H149V219L147 220V221H149L148 222V227L146 226V228H144V231H143V236H142V242H143V244L146 246L145 248H144V250H145V252H144V255L145 254H152V253H150V248H152V249H154V247H156V248H158V247H160V251H161V254H162V251L163 250H166L167 248H169V245L168 244H170L171 242H172V239L171 238H175L176 236H178L179 235V233H184V231H186V229H187V227H184V225H183V227H181V225L180 224H178L177 226H172V228H170V222H172V221H175V222H177L176 220H174L176 217H178L179 215H181V214H183V213H188V212H194V208L196 207L195 206V202H193V203H190ZM203 203H205L206 204V206L208 205L207 204V202H203ZM210 203H212V201L210 202ZM215 203H213V204H215ZM4 204V203H3ZM7 204V203H6ZM6 204H4V205H6ZM167 204H168V202H167ZM173 204V203H172ZM188 204V205H187ZM221 204V203H220ZM1 205V204H0ZM4 205H3V207H4ZM10 204L8 203V206H9ZM19 205V204H18ZM17 205V206H18ZM155 205V204H154ZM153 205V206H154ZM157 205H159V204H157ZM161 205H163V203H160V206ZM181 205H183L182 207H181ZM212 205V204H211ZM225 205V204H224ZM227 205L229 206V204L227 203ZM230 205H232V204H230ZM234 205V204H233ZM2 206V205H1ZM0 206V207H1ZM159 206V207H160ZM166 206V205H165ZM195 206V207H194ZM204 206V205H203ZM203 206H201V208H200V210L202 211L203 210ZM209 206V205H208ZM226 206V205H225ZM228 206L227 207H224L221 211H222V218H221V220L219 221L218 219L215 221H213L212 222V225H211V227L210 228H212L213 227V229H217L218 227H219V225L220 224H222L224 221H226V219L228 218V216H229V213L231 212H234L235 210H237L236 208H234L235 210L234 211H232L231 210V208H230V210H228L229 208H228ZM7 207V206H6ZM10 207V206H9ZM49 207H50V204H49ZM155 207V206H154ZM167 207H168V205H167ZM221 207V208H220ZM230 207V206H229ZM234 207V206H233ZM232 207V208H233ZM243 207V208H244ZM86 208V207H85ZM158 208V207H157ZM174 208V209H173ZM228 208V209H227ZM164 209V208H163ZM162 209V210H163ZM171 209H173V210H171ZM11 210V209H10ZM96 210V209H95ZM208 210V209H207ZM14 211V210H13ZM153 211V210H152ZM154 211H157L156 210V208L154 209ZM173 211V215H174V217L172 218V216H168V212L170 213V212H172ZM206 211V210H205ZM204 211V212H205ZM215 211V210H214ZM240 211H243V210H240ZM71 212L72 211H70V210H68L66 213H65V216L66 215H68V214H71ZM219 212V211H218ZM36 213V212H35ZM34 213V214H35ZM68 213V214H67ZM87 213V212H86ZM187 213H186V216H187ZM207 213H208V211H207ZM221 213V212H220ZM235 213V212H234ZM28 214V213H27ZM83 214V213H82ZM156 214V213H155ZM193 214V213H192ZM212 214H214V213H212ZM62 215V214H61ZM171 215V214H170ZM189 215V214H188ZM210 215L211 214H209V217H210ZM236 215H237V213H236ZM82 216V215H81ZM190 216V215H189ZM192 216V215H191ZM217 216V215H216ZM240 216V215H239ZM238 216V217H239ZM9 217H11L10 215H9ZM121 217V216H120ZM147 217V216H146ZM184 217H185V214H184ZM199 217V216H198ZM215 217V216H214ZM232 217V216H231ZM242 217V216H241ZM244 217V216H243ZM255 217V218H254ZM178 218H180V216L178 217ZM183 218V217H182ZM185 218H187V217H185ZM203 218V217H202ZM210 218H212V217H210ZM20 219V218H19ZM63 219V218H62ZM116 219V218H115ZM159 219V218H158ZM215 219H216V217H215ZM232 219V218H231ZM246 219V218H245ZM250 219V218H249ZM44 220V219H43ZM59 220V219H58ZM125 220V219H124ZM157 220V219H156ZM161 220V219H160ZM203 220V219H202ZM22 221V220H21ZM47 221V220H46ZM89 221V220H88ZM219 221V222H218ZM239 221V220H238ZM243 221V220H242ZM245 221V220H244ZM10 222V221H9ZM59 222V221H58ZM141 222V221H140ZM175 222H173V223H175ZM190 222V221H189ZM248 222V221H247ZM172 223V224H173ZM188 223V222H187ZM194 223V222H193ZM202 223V222H201ZM204 223V222H203ZM234 223V222H233ZM233 223L232 222H228V223H226V224H224V227L223 228H218L219 230H218V233H216L217 231H215V232H212V236L210 237V233H202L201 234V236H200V240H199V244L197 245L198 247H197V252H196V257H194L193 256V259H196L195 261H193L192 259H188V260H184L181 264H197L199 261H203V263L201 262V264H233L235 261H236V259H234L233 261L234 262H231V259L234 257V256H236V255H238L239 253H240V251L242 250V248L239 246V244H237V241L235 242V240H234V242H231L228 238H229V234H230V232L232 231V227H233ZM236 223V222H235ZM243 223V222H242ZM56 224V223H55ZM54 224V225H55ZM71 224V222H70V220H66V221H61V222H59V224L57 223V225H55V226H57V228L59 227L60 228V230H62L63 228H61V226H63V225H70ZM86 224V223H85ZM89 224V223H88ZM91 224V223H90ZM145 224H147L146 222H145ZM144 224V225H145ZM161 224V223H160ZM163 224V223H162ZM230 224V226H228ZM246 223H244V225H245ZM232 225V226H231ZM2 226V225H1ZM30 226V225H29ZM41 226V225H40ZM54 226V227H55ZM71 226V225H70ZM94 226V225H93ZM247 226H248V224H247ZM258 226V227H257ZM83 227V226H82ZM96 227V226H95ZM161 227H162V231H160V229H161ZM192 227V226H191ZM199 227V226H198ZM238 227V226H237ZM250 227V226H249ZM259 227H260V229H262L263 231H262V233L260 232L259 233ZM18 228V227H17ZM43 228V227H42ZM53 228V227H52ZM140 228V227H139ZM243 228H245L244 226H243ZM47 229V228H46ZM48 229H50L49 228V226H48ZM55 229V228H54ZM93 229V228H92ZM91 229V230H92ZM171 229V230H170ZM236 229V228H235ZM240 229V228H239ZM42 230H44V229H42ZM58 230V229H57ZM64 230V229H63ZM75 230V229H74ZM81 230V229H80ZM191 230V229H190ZM198 230V229H197ZM201 230V229H200ZM199 230V231H200ZM243 230V229H242ZM22 231L23 230H19L18 232H17V234L16 235H14V234H10V240L9 241H11V243H12V241L13 240H16L17 239V237H18V235L20 234V233H22ZM78 231V230H77ZM202 231H203V229H202ZM235 231V230H234ZM41 232V231H40ZM44 232V231H43ZM61 232V231H60ZM79 232V231H78ZM192 232V231H191ZM190 232V233H191ZM201 232V231H200ZM200 232H199V234H200ZM209 232V231H208ZM245 232L247 233V234H250V233H248V231L247 230H245ZM51 233V232H50ZM73 233V232H72ZM80 233V232H79ZM88 233V232H87ZM139 233V232H138ZM235 233V232H234ZM242 233L244 234V230L242 231ZM27 234V233H26ZM31 234H33V233H31ZM39 234V233H38ZM46 234V233H45ZM49 232H47V236L46 237H48L49 235ZM238 234V233H237ZM243 234H239L240 236H241V238H242V240H245V238L243 237ZM262 234V235H261ZM40 235V234H39ZM42 236H43V234H41ZM67 235V234H66ZM80 235H82V234H80ZM86 235V234H85ZM89 235V234H88ZM90 235H94L93 233L92 234H90ZM149 235H151L152 236V238H149L150 236ZM231 235V234H230ZM14 236H17V237H14ZM22 236H25V235H22ZM28 236V235H27ZM33 236V235H32ZM38 236V235H37ZM37 236H36V238H37ZM146 236H148L147 238H146ZM203 236V237H202ZM262 236H263V238H262ZM19 237H21V236H19ZM35 237V236H34ZM63 237V236H62ZM87 237V236H86ZM85 237V238H86ZM202 237V238H201ZM237 237H238V235H237ZM30 239H32L31 237H29ZM38 238H40V237H38ZM44 238V237H43ZM74 238V237H73ZM78 238V237H77ZM84 238V237H83ZM180 238V237H179ZM231 238V237H230ZM240 238V239H241ZM247 238V237H246ZM24 239V238H23ZM181 239V238H180ZM237 239V238H236ZM239 239V240H240ZM113 240V239H112ZM179 240V239H178ZM242 240H240V241H242ZM4 241V240H3ZM5 241H6V239H5ZM17 241H20V240H17ZM24 241V240H23ZM22 241V242H23ZM136 241V240H135ZM0 242H2L1 241V239H0ZM21 242V241H20ZM65 243V242H64ZM125 243V242H124ZM174 243V242H173ZM238 243H239V241H238ZM242 243V242H241ZM240 243V244H241ZM4 244V243H3ZM23 244V243H22ZM142 244V245H143ZM263 244V243H262ZM1 245V244H0ZM18 245H20V243L18 244ZM26 245H28V244H26ZM40 245V244H39ZM172 245V244H171ZM182 245V244H181ZM183 245H184V243H183ZM186 245V244H185ZM200 245V246H199ZM9 246V245H8ZM23 246V245H22ZM7 247V246H6ZM10 247V246H9ZM9 247H8V249L7 250H9ZM16 247V246H15ZM18 247V246H17ZM20 247V246H19ZM96 247V246H95ZM182 247V246H181ZM258 247H259V249L257 248V247H250L249 248V252L248 253H246L245 255H244V253H243V251H242V254H240L239 256H241L242 258H241V260L240 261H238V262H236V263H234V264H264V246H262V245H258ZM1 248H3V247H1ZM12 248V247H11ZM14 248V247H13ZM178 248H179V246H178ZM4 249V248H3ZM21 249V248H20ZM130 249V248H129ZM133 249V248H132ZM170 249V248H169ZM14 250V249H13ZM13 250H12V253H13ZM16 250V249H15ZM84 250V249H83ZM134 250V249H133ZM195 250H196V248H195ZM25 251V250H24ZM27 251V250H26ZM107 251V250H106ZM154 251V250H153ZM169 251V250H168ZM17 252V251H16ZM15 252V253H16ZM132 252V251H131ZM136 252V251H135ZM152 252V251H151ZM183 252V251H182ZM5 253V252H4ZM15 253H13L14 254V256L16 255ZM23 253V252H22ZM137 253V252H136ZM165 253V252H164ZM184 253V252H183ZM3 254V253H2ZM2 254H0V255H2ZM10 253H8V255H9ZM88 254V253H87ZM185 254H186V252H185ZM29 255V254H28ZM65 255V254H64ZM143 255V254H142ZM190 255H192V254H190ZM3 256H6V255H3ZM13 256V255H12ZM98 256V255H97ZM101 256V255H100ZM107 256V255H106ZM121 256V255H120ZM134 256H136V255H134ZM133 256V257H134ZM153 256V255H152ZM155 256V255H154ZM189 256V255H188ZM6 257H8V256H6ZM5 257V258H6ZM11 257V256H10ZM22 257H26V260L28 261V263L27 264H37V262H41V261H38V258H34V255H29V256H22ZM128 257V256H127ZM192 257V256H191ZM190 257V258H191ZM3 258V257H2ZM116 258V257H115ZM123 259H124V257H122ZM152 258V257H151ZM182 258H185V256L184 257H182V254L181 253H179V255H178V257H177V259H182ZM235 258V257H234ZM237 258H238V256H237ZM1 259V258H0ZM4 259V258H3ZM12 259V258H11ZM19 259V258H18ZM21 259V258H20ZM19 259V260H20ZM37 259V260H36ZM130 259H133L132 257L130 258ZM141 259V258H140ZM149 259V258H148ZM17 260V259H16ZM23 260V259H22ZM110 260V259H109ZM134 260V259H133ZM145 261H146V259H144ZM208 260V261H207ZM115 261V260H114ZM148 261V260H147ZM153 261V260H152ZM159 261V260H158ZM157 261V262H158ZM182 261V260H181ZM43 262V261H42ZM49 262V261H48ZM54 262V261H53ZM189 262H191V263H189ZM131 263V262H130ZM133 263V262H132ZM1 264H3V263H1ZM16 264V263H15ZM17 264H18V261H17ZM143 264H144V262H143Z\"/></svg>","mask_w":264,"mask_h":264}]
</instances>
